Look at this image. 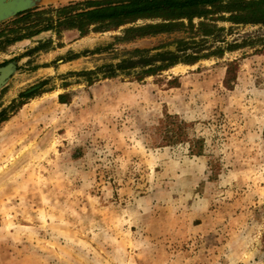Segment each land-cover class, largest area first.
<instances>
[{
    "label": "rangeland",
    "instance_id": "374dc122",
    "mask_svg": "<svg viewBox=\"0 0 264 264\" xmlns=\"http://www.w3.org/2000/svg\"><path fill=\"white\" fill-rule=\"evenodd\" d=\"M15 17L0 22V67L14 69L0 89V264H264V51L240 60L233 89L224 61L242 52L89 82L182 34L4 45ZM167 114L202 155L163 141Z\"/></svg>",
    "mask_w": 264,
    "mask_h": 264
},
{
    "label": "trees",
    "instance_id": "16d2710c",
    "mask_svg": "<svg viewBox=\"0 0 264 264\" xmlns=\"http://www.w3.org/2000/svg\"><path fill=\"white\" fill-rule=\"evenodd\" d=\"M138 20L157 21L138 24ZM221 23H228V26ZM124 29V39L181 33L173 43L151 49H135L133 56L117 64L85 71L88 81L102 72L114 77L119 72L132 74L137 80L159 75L177 64L193 66L202 60L226 57L242 52L239 57L225 60L224 84L233 89L238 77L240 60L264 51V0H80L59 6L49 5L20 12L11 27L5 29L4 45L32 38L45 31L59 38L64 30H77L81 37L90 32ZM257 27L255 31L240 28ZM1 36V35H0ZM44 43L37 46L41 48ZM173 46V47H172ZM251 51V52H249ZM140 68V71H137ZM177 78V77H175ZM59 100L68 102L67 94ZM186 122L177 115L167 114L160 129L167 144L188 141L193 154H203V139H192L185 133Z\"/></svg>",
    "mask_w": 264,
    "mask_h": 264
},
{
    "label": "water",
    "instance_id": "95a60500",
    "mask_svg": "<svg viewBox=\"0 0 264 264\" xmlns=\"http://www.w3.org/2000/svg\"><path fill=\"white\" fill-rule=\"evenodd\" d=\"M66 1L70 2V1H80V0H66ZM68 2L63 4H67ZM42 4H45L44 2H42V0H0V22L15 17L20 12H24L29 9L38 8V7L43 8L41 6ZM6 70H8L9 73L5 76V78L2 79V76L4 72H6ZM13 71L14 69L12 63L0 67V80H1L0 89L5 85L6 81L11 76Z\"/></svg>",
    "mask_w": 264,
    "mask_h": 264
},
{
    "label": "bare ground",
    "instance_id": "6f19581e",
    "mask_svg": "<svg viewBox=\"0 0 264 264\" xmlns=\"http://www.w3.org/2000/svg\"><path fill=\"white\" fill-rule=\"evenodd\" d=\"M57 0H42V2L47 3V2H56ZM61 1H66V0H61ZM176 70V69H175ZM8 70H6V72H4L2 79L5 78V76L8 74ZM1 82V80H0Z\"/></svg>",
    "mask_w": 264,
    "mask_h": 264
},
{
    "label": "crops",
    "instance_id": "0c3cea01",
    "mask_svg": "<svg viewBox=\"0 0 264 264\" xmlns=\"http://www.w3.org/2000/svg\"><path fill=\"white\" fill-rule=\"evenodd\" d=\"M139 21H140V20L137 21L138 24H139ZM148 21H149V20H148ZM148 21H147V22H148ZM151 22H155V21H151ZM129 25H131V24L122 25V26H120L119 28L127 27V26H129ZM111 30H114V29H111ZM111 30H108V31H111ZM115 30H116V29H115ZM104 32H107V31H104Z\"/></svg>",
    "mask_w": 264,
    "mask_h": 264
},
{
    "label": "flooded vegetation",
    "instance_id": "af4514ba",
    "mask_svg": "<svg viewBox=\"0 0 264 264\" xmlns=\"http://www.w3.org/2000/svg\"><path fill=\"white\" fill-rule=\"evenodd\" d=\"M37 36V35H36ZM35 37V36H34ZM33 38V37H32ZM17 42V41H16ZM9 64V62H7V63H5V64H3L4 66H6V65H8ZM11 64V63H10ZM180 64H182V63H180ZM178 65V64H177ZM176 66V65H175ZM1 67H3V66H1ZM173 68V67H172ZM36 89H38L37 87H36ZM36 89H34V90H36Z\"/></svg>",
    "mask_w": 264,
    "mask_h": 264
}]
</instances>
